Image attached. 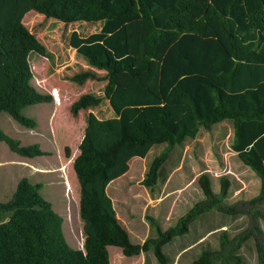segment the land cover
I'll use <instances>...</instances> for the list:
<instances>
[{"label": "trees", "instance_id": "obj_1", "mask_svg": "<svg viewBox=\"0 0 264 264\" xmlns=\"http://www.w3.org/2000/svg\"><path fill=\"white\" fill-rule=\"evenodd\" d=\"M31 11L64 26L103 23L99 32L69 35L68 46L88 68L66 80L77 86L105 83L102 97L82 94L69 113L76 117L106 100L114 117L101 120L89 113L79 153L70 159L79 183L83 250L66 244L62 218L38 186L22 179L9 200L0 202V264H110L109 247L133 257L146 254L149 244L160 264H171L162 246L190 234L177 264H214L221 250L239 247L244 239L232 241L224 224L203 225L214 209L234 211L235 204H222L227 177H220L216 191L207 172L201 173V195L187 204V212L159 232L161 238H146L141 245L130 242L107 188L128 172L131 159H144L157 145L163 151L150 162L141 184L164 185L200 127L230 121V149L260 181L258 197L248 204L264 199V0H0V114L28 129L35 126L22 110L51 102L32 85L29 54L44 57L45 47L22 23ZM0 142L21 157L41 154L36 147L27 148L34 154L25 153L1 132ZM256 251L258 264H264V244ZM235 258L230 254L220 264H239Z\"/></svg>", "mask_w": 264, "mask_h": 264}, {"label": "rangeland", "instance_id": "obj_2", "mask_svg": "<svg viewBox=\"0 0 264 264\" xmlns=\"http://www.w3.org/2000/svg\"><path fill=\"white\" fill-rule=\"evenodd\" d=\"M22 23L45 47L44 57L30 53L28 62L33 72V87L39 94L51 96V102L22 110V115L33 121L35 127L32 129L20 126L5 113L0 114L1 133L17 142L25 153L34 154L27 151L28 147H36L41 153L34 158L21 157L12 152L4 142H0V181L3 182V187L0 188V202L9 200L11 192H14L17 183L22 179L38 186L39 195L63 220L62 233L66 244L72 249L83 250L85 235L79 216V185L69 160L77 153L82 127L87 122L88 114L93 113L101 120L112 118L114 114L108 102L102 100L97 107L79 111L76 117L70 115L69 106L80 95L94 94L102 97L105 83L87 81L84 85L77 86L66 80L74 73L88 68L81 56L68 46V38L72 31L81 36L99 32L103 23L78 22L64 26L56 20H45L34 11L27 13ZM53 88L59 93L52 91ZM54 98L58 101L57 104L54 103ZM54 135L58 152L53 146ZM231 140L230 121L215 124L208 129L200 127L196 139L183 151L179 167L170 172L164 185L157 184L152 188L144 187L141 181L150 162L162 153L163 147L157 145L144 159L130 161L127 176L112 184L108 194L113 199L117 218L126 229L132 244L141 245L146 238H161L159 232L174 227L177 217L187 212V204L191 206L192 199L201 195L197 179L201 173L207 172L216 191L219 190L220 177L228 178L229 189L227 195L222 197V204L225 207L235 204L236 207L231 213L214 209L204 216L203 225L212 227L224 224L223 229H227L232 241L237 238H240V241L241 238L244 239L235 250H221L220 260L214 264H220V261L225 263L224 259L230 254L240 259L239 264H258L256 246L264 244V199L253 206L248 204L250 200L258 197L260 181L231 151ZM169 154L172 156L170 162L173 163L176 150H171ZM15 159L48 167L55 166L61 160L64 162L62 169L68 177L70 192L65 191L66 183L58 178L60 174L42 175L32 170H16L11 165ZM118 197L125 201L126 205H120ZM155 199L161 201L157 203ZM203 225L199 227L202 231ZM190 237L191 234L185 236L186 239L176 236L162 246L166 258H173L171 264H177L180 246L191 242ZM208 240L212 244L216 242L215 237L209 236ZM152 246L153 244H149L146 254L133 257H125L120 249L109 247L110 264H160L152 253ZM196 251L197 249L189 252L185 258L194 256ZM232 261L238 264L236 260ZM182 263L186 264L185 261Z\"/></svg>", "mask_w": 264, "mask_h": 264}, {"label": "crops", "instance_id": "obj_3", "mask_svg": "<svg viewBox=\"0 0 264 264\" xmlns=\"http://www.w3.org/2000/svg\"><path fill=\"white\" fill-rule=\"evenodd\" d=\"M56 107V106H55ZM86 123L87 122H85L84 123V125H83V127H82V129H83V131H82V136H83V133H84V129H85V127H86ZM53 133H54V130H53ZM82 136H81V139H82ZM53 146H54V149H56V152H58V147H57V143H56V138H55V135L53 136ZM81 139H80V141H81ZM196 139V138H195ZM191 144V143H190ZM190 144H188L187 146H185V148H187ZM185 148L183 149V151L185 150ZM182 151V154H181V158H180V162H179V165L181 164V161H182V156H183V152ZM79 153V152H78ZM78 153H77V155H78ZM61 154V153H60ZM76 155V156H77ZM148 155V154H147ZM74 159H75V157L72 159L73 161H74ZM133 159H139V158H133ZM133 159H131V160H133ZM130 160V161H131ZM70 161L71 160H69V163H70ZM73 161L71 162V167H72V165H73ZM130 163V162H129ZM2 164V163H1ZM12 166H14L15 167V169L16 170H19L20 168H21V170H32V171H34V172H36V173H39V174H42V175H52V174H60V176L58 177L59 179H62L63 180V183H66L67 184V186H66V184H65V191H67L68 189H66V188H68L70 185H69V181H68V177H67V175H66V173L63 171V169H62V167L64 166V162H62L61 160L55 165V166H51V167H48L47 165H43V164H39V163H29V162H25V161H20V160H17V159H15V161H12V164H11ZM179 167V166H178ZM130 171V165H129V170H128V172ZM128 172L124 175V176H127V174H128ZM75 175V174H74ZM124 176H122L121 178H123ZM75 179L77 180V178H76V176H75ZM120 179V178H119ZM119 179H117V180H115V181H113V183H111L109 186H108V188H107V194H108V189L110 188V186L112 185V184H114L115 182H117ZM3 182L2 181H0V188H2L3 187V184H2ZM77 184L79 185V183H78V181H77ZM80 191V190H79ZM12 194H13V192H11V196H12ZM10 196V197H11ZM79 196H80V193H79ZM108 196H109V194H108ZM110 197V196H109ZM136 198V197H135ZM110 199H111V201H112V204H113V209H114V211L117 213V211H116V209L114 208V202H113V199L110 197ZM118 201H119V204L120 205H126V202L125 201H123L122 199H120L119 197H118ZM155 202H157V203H159L161 200L160 199H155L154 200ZM117 215V214H116ZM110 260V259H109ZM110 262V261H109Z\"/></svg>", "mask_w": 264, "mask_h": 264}, {"label": "built area", "instance_id": "obj_4", "mask_svg": "<svg viewBox=\"0 0 264 264\" xmlns=\"http://www.w3.org/2000/svg\"><path fill=\"white\" fill-rule=\"evenodd\" d=\"M54 103H55V104H57V103H58V101H57V100H55V98H54ZM67 189H68V188H67Z\"/></svg>", "mask_w": 264, "mask_h": 264}, {"label": "bare ground", "instance_id": "obj_5", "mask_svg": "<svg viewBox=\"0 0 264 264\" xmlns=\"http://www.w3.org/2000/svg\"><path fill=\"white\" fill-rule=\"evenodd\" d=\"M70 189H71V188H70V186H69V187H68L69 192H70Z\"/></svg>", "mask_w": 264, "mask_h": 264}]
</instances>
